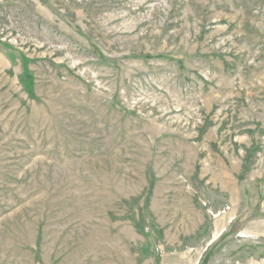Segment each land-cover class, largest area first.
I'll list each match as a JSON object with an SVG mask.
<instances>
[{
    "label": "rangeland",
    "instance_id": "374dc122",
    "mask_svg": "<svg viewBox=\"0 0 264 264\" xmlns=\"http://www.w3.org/2000/svg\"><path fill=\"white\" fill-rule=\"evenodd\" d=\"M0 264H264V0H0Z\"/></svg>",
    "mask_w": 264,
    "mask_h": 264
},
{
    "label": "trees",
    "instance_id": "16d2710c",
    "mask_svg": "<svg viewBox=\"0 0 264 264\" xmlns=\"http://www.w3.org/2000/svg\"><path fill=\"white\" fill-rule=\"evenodd\" d=\"M23 82L25 83L27 91L30 92L33 89V79L28 72H26V74L24 75Z\"/></svg>",
    "mask_w": 264,
    "mask_h": 264
}]
</instances>
